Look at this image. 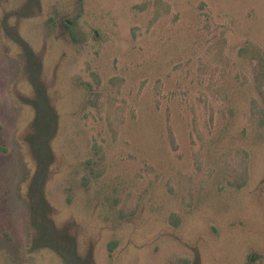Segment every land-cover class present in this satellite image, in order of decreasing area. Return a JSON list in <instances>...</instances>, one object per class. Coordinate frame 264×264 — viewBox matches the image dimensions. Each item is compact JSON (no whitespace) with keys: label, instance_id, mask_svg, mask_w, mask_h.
<instances>
[{"label":"rangeland","instance_id":"rangeland-1","mask_svg":"<svg viewBox=\"0 0 264 264\" xmlns=\"http://www.w3.org/2000/svg\"><path fill=\"white\" fill-rule=\"evenodd\" d=\"M0 264H264V0H0Z\"/></svg>","mask_w":264,"mask_h":264}]
</instances>
